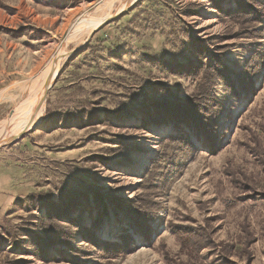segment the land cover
<instances>
[{
	"label": "rangeland",
	"instance_id": "1",
	"mask_svg": "<svg viewBox=\"0 0 264 264\" xmlns=\"http://www.w3.org/2000/svg\"><path fill=\"white\" fill-rule=\"evenodd\" d=\"M121 1L0 0V130L81 47L0 145V264H167L176 225L212 231L201 262L264 264V0H137L66 37Z\"/></svg>",
	"mask_w": 264,
	"mask_h": 264
},
{
	"label": "bare ground",
	"instance_id": "2",
	"mask_svg": "<svg viewBox=\"0 0 264 264\" xmlns=\"http://www.w3.org/2000/svg\"><path fill=\"white\" fill-rule=\"evenodd\" d=\"M134 1L135 0H122L120 2V4L118 5V8L115 10V12L116 11H119V12L123 11L126 7H128ZM119 12H117V13H119ZM79 16H78L79 18L77 20H79L80 23L76 24L73 27L71 26L70 29H68V31L66 33V37L68 35H70L69 33H70L71 30L74 29L73 30V32H74V31H77V30H80L81 28H83V26H84L83 24H85V23H86V25L88 24L89 26H91L92 29H95L105 20L106 17L110 18L113 15H110V16L106 15V17L102 16V17H98V18L94 17L95 19L89 18V19H86V20L84 18H82L83 14H80ZM84 30H85V28L83 29V31ZM67 54L68 53H66L63 49L60 51L59 55L55 59L56 61L54 63L55 64L54 65V69H52V70H51V68L48 69V72H47V74H46V76H45L40 88L35 93V95L33 96L32 100L28 101V103L27 102H22L14 110V112L12 113L10 118L6 122L4 121L5 123H3V125L1 126V130H0V143L6 141L7 138L10 139V138L18 137L19 134L24 129L33 127L35 125V123L40 119L41 115L43 114V105H44V101L42 100L43 94H44L45 90L47 89V87H49V85L51 84V82H52V80H53V78L55 76V72L58 69V63H59L60 59L62 57H64V56H66ZM46 80H48V84L47 85H45ZM38 104H39V107L37 108V110H34L35 107ZM5 126H7L9 130L4 133L2 131V129ZM156 131L160 132L161 128H159V127L156 128ZM153 152H154V150H150V151L146 152L144 155L140 156L138 161H137V163H135L130 168H128L127 171L129 173H138V172L142 171L144 166L146 165V163L148 161V158L153 154ZM108 237L112 238L110 235Z\"/></svg>",
	"mask_w": 264,
	"mask_h": 264
},
{
	"label": "trees",
	"instance_id": "3",
	"mask_svg": "<svg viewBox=\"0 0 264 264\" xmlns=\"http://www.w3.org/2000/svg\"><path fill=\"white\" fill-rule=\"evenodd\" d=\"M194 99V98H193ZM183 109L182 107H180ZM186 111L179 110L176 112L178 115H183ZM188 126H190V123H187ZM205 126V125H203ZM206 127V126H205ZM203 130V128L201 129ZM260 130L262 131V125L260 127ZM200 131V129H199ZM255 145L248 146L250 153L254 157H258L259 159V165L264 169V147L261 143V137H259V147L257 144V140L254 141ZM147 169V167H146ZM145 169V170H146ZM145 173V172H144ZM260 187V186H259ZM250 189L252 188L251 184H244L242 188V192L244 193V197H247L245 193H249ZM264 187H260L259 189V195L264 196ZM256 192V191H255ZM248 195V194H247ZM245 231H247L245 229ZM142 233H145L144 231ZM173 234L176 238V240L179 243V254L184 257V260H180L177 257L170 256L167 252L164 253V259L167 262V264H233L228 257H223L216 262L213 263H204L199 260V254L200 252L207 247H213L214 246V240L212 238V231L208 230L204 226H191V225H176L173 226ZM263 236H264V226H263ZM104 243V246L107 250H111L114 246H118V241H106L104 239L99 240ZM249 243V242H248ZM233 246L226 245L223 248V251L229 253L231 251Z\"/></svg>",
	"mask_w": 264,
	"mask_h": 264
},
{
	"label": "water",
	"instance_id": "4",
	"mask_svg": "<svg viewBox=\"0 0 264 264\" xmlns=\"http://www.w3.org/2000/svg\"><path fill=\"white\" fill-rule=\"evenodd\" d=\"M136 2H137V0H135V1H134L132 4H130L128 7H126L123 11L114 14V15L111 16L110 18L105 19V20H104V21H103V22H102L97 28H95V29L91 32V34L89 35V37H88L87 40H86V43L89 41V39H90L91 36L94 34V32H95L96 29H98V28H99L101 25H103L104 23H107V22H110V21H112V20L117 19L122 13H124L126 10H128L129 8H131ZM80 48H81V47H80ZM80 48H78V49H76V50H73V51L69 52L67 55H71V54H73V53H76ZM47 84H48V80H46V82H45V85H47ZM49 87H50V86H49ZM49 87H47V89L45 90V92H44V94H43V98H42L43 101H45V99H46V96H47V90H48ZM38 107H39V104L35 107L34 110H37ZM27 130H28V129H27ZM27 130L23 131L18 137L10 138V139L7 138V140L4 141V142H1L0 145H4V144H6V143L13 142V141L17 140L18 138L22 137V135H23L25 132H27ZM29 130H30V129H29Z\"/></svg>",
	"mask_w": 264,
	"mask_h": 264
}]
</instances>
